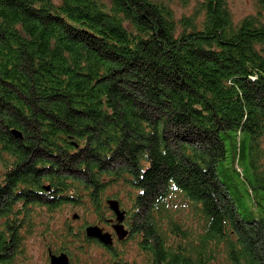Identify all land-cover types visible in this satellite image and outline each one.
<instances>
[{
  "label": "trees",
  "instance_id": "16d2710c",
  "mask_svg": "<svg viewBox=\"0 0 264 264\" xmlns=\"http://www.w3.org/2000/svg\"><path fill=\"white\" fill-rule=\"evenodd\" d=\"M185 1L0 0V264L32 237L71 264H264V215L219 174L244 164L264 202V0L239 22ZM109 200L111 247L86 234Z\"/></svg>",
  "mask_w": 264,
  "mask_h": 264
},
{
  "label": "rangeland",
  "instance_id": "374dc122",
  "mask_svg": "<svg viewBox=\"0 0 264 264\" xmlns=\"http://www.w3.org/2000/svg\"><path fill=\"white\" fill-rule=\"evenodd\" d=\"M196 4L197 0H186L184 3L182 2L178 4L176 7L177 12L179 15L183 13H191ZM183 5L189 6L188 8H183ZM229 5L236 22H239L250 15L256 14V4L253 0H229ZM220 169V179L234 198L241 214V218L246 222H252L253 220L260 219L264 215V202L261 200V191H256L251 182L254 178V173L247 169L244 164H242V171H240V174L235 173L231 167H224V169ZM255 202H258L259 206L256 205ZM76 213L80 218L82 211H78ZM65 216L68 215L66 214ZM106 216L110 219L114 218L111 212H107ZM82 223L83 221L81 220L76 224L78 225ZM59 225L60 222H56L55 227L57 228ZM102 227H104L106 231H112L105 225H102ZM40 240L41 239L38 237H32L27 243L30 251L31 262L32 264H49L48 250L40 242ZM117 242L118 241L116 239L115 244ZM127 253L129 259L134 258L135 247L131 243L127 245ZM89 256L100 260L101 258L107 256V254H105L104 249L93 244L89 246ZM81 259H84L83 256Z\"/></svg>",
  "mask_w": 264,
  "mask_h": 264
},
{
  "label": "water",
  "instance_id": "95a60500",
  "mask_svg": "<svg viewBox=\"0 0 264 264\" xmlns=\"http://www.w3.org/2000/svg\"><path fill=\"white\" fill-rule=\"evenodd\" d=\"M14 132V131H13ZM14 134L22 139V134L15 131ZM49 191V188L45 189ZM108 205L115 218L111 219L109 222L112 223L113 233L106 231L103 227L99 225H91L86 229V234L89 238L96 239L107 247L114 245V237L118 241L126 240L130 231L125 225L127 219L126 211L122 210L120 202L118 200H109ZM78 218V216H75ZM49 264H71L70 257L66 253L54 254L52 251H49Z\"/></svg>",
  "mask_w": 264,
  "mask_h": 264
},
{
  "label": "flooded vegetation",
  "instance_id": "af4514ba",
  "mask_svg": "<svg viewBox=\"0 0 264 264\" xmlns=\"http://www.w3.org/2000/svg\"><path fill=\"white\" fill-rule=\"evenodd\" d=\"M114 218H115V216H114ZM108 225H109V228L112 230V231H110V232H112L113 233V228H112V223H108ZM105 229V228H104ZM114 239L116 240L117 238L116 237H114ZM118 241V240H117Z\"/></svg>",
  "mask_w": 264,
  "mask_h": 264
}]
</instances>
